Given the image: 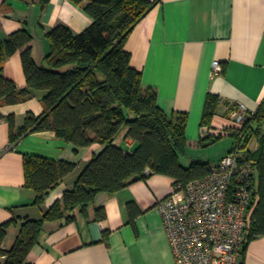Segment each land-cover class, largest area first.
I'll return each mask as SVG.
<instances>
[{
  "label": "crops",
  "instance_id": "obj_1",
  "mask_svg": "<svg viewBox=\"0 0 264 264\" xmlns=\"http://www.w3.org/2000/svg\"><path fill=\"white\" fill-rule=\"evenodd\" d=\"M92 22L83 7L71 0H51L44 7L40 0H0V46L10 34L27 28L34 38L32 55L42 65L50 49L47 31L63 24L79 34ZM126 49L131 65L142 72L144 85L158 88L163 110L169 115L188 113V151L181 159L187 166L195 159L220 161L235 145L231 131L222 133L235 123L232 104L256 111L264 99V0H163L135 26ZM216 60L223 67L218 74L213 70ZM4 73L18 87L27 86L20 51L5 61ZM209 93L221 97L211 127L201 125ZM42 94L35 91L26 101L0 106V225L15 218H41L73 188L103 148L95 143L75 152L53 131L31 132L11 143L9 117H14L18 131L28 114L41 115ZM127 133L128 128H123L114 144L132 152L136 143ZM250 148L255 149L254 142ZM28 155L78 163L40 206L34 204L35 191L25 186ZM175 182L171 176L155 174L117 192L99 193L85 212L75 210L73 221H47L28 263L172 264L174 255L158 204L169 196ZM102 212L104 218L99 216ZM18 232V225L10 226L5 249ZM242 260L264 264V235L249 243Z\"/></svg>",
  "mask_w": 264,
  "mask_h": 264
},
{
  "label": "trees",
  "instance_id": "obj_2",
  "mask_svg": "<svg viewBox=\"0 0 264 264\" xmlns=\"http://www.w3.org/2000/svg\"><path fill=\"white\" fill-rule=\"evenodd\" d=\"M50 1L40 0L41 6ZM71 1L82 6L93 22L79 34L63 24L47 31L50 49L42 65L32 55L34 38L27 28L2 41L0 106L26 101L35 91L43 93L41 115L28 114L18 131L14 117H9L13 144L31 132L53 131L71 143L75 152L95 143L103 148L82 170L73 188L66 190L63 199L57 200L41 218H15L0 225V264H29L27 257L41 242L44 224L75 220V210L85 212L101 192L114 193L155 174L171 176L176 185H185L209 175L212 166L219 162L195 159L188 166L182 162L188 151V113L167 114L158 103V88L145 86L142 72L131 65V53L126 49L128 37L163 0ZM18 51L27 78L23 88L4 73L5 61ZM220 102L219 95H207L202 126L211 127ZM125 127L127 137L136 143L132 152L114 144ZM231 135L235 137L233 148L239 144L256 169L247 212L244 258L249 243L264 235V99L255 114ZM254 141L259 143L256 149L250 148ZM77 166V162L70 160L25 156V186L35 191L34 204L42 205L51 190ZM99 216L104 218L105 213ZM14 224L19 227L18 235L12 246L5 249L8 229Z\"/></svg>",
  "mask_w": 264,
  "mask_h": 264
},
{
  "label": "built area",
  "instance_id": "obj_3",
  "mask_svg": "<svg viewBox=\"0 0 264 264\" xmlns=\"http://www.w3.org/2000/svg\"><path fill=\"white\" fill-rule=\"evenodd\" d=\"M213 70L222 72L220 61H214ZM231 107L235 123L222 133L237 131L255 114L241 103ZM255 172L253 161L238 144L206 177L174 185L158 204L174 255L172 264H241Z\"/></svg>",
  "mask_w": 264,
  "mask_h": 264
},
{
  "label": "rangeland",
  "instance_id": "obj_4",
  "mask_svg": "<svg viewBox=\"0 0 264 264\" xmlns=\"http://www.w3.org/2000/svg\"><path fill=\"white\" fill-rule=\"evenodd\" d=\"M259 146L258 141H254V148L256 149ZM209 150H206L205 152H202L201 154H205L206 152H208Z\"/></svg>",
  "mask_w": 264,
  "mask_h": 264
},
{
  "label": "water",
  "instance_id": "obj_5",
  "mask_svg": "<svg viewBox=\"0 0 264 264\" xmlns=\"http://www.w3.org/2000/svg\"><path fill=\"white\" fill-rule=\"evenodd\" d=\"M148 174H149V172H148ZM136 179H138L139 177H135Z\"/></svg>",
  "mask_w": 264,
  "mask_h": 264
}]
</instances>
